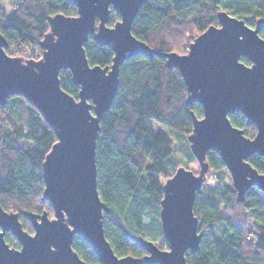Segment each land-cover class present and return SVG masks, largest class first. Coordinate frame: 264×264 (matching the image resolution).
I'll list each match as a JSON object with an SVG mask.
<instances>
[{
  "label": "water",
  "instance_id": "obj_1",
  "mask_svg": "<svg viewBox=\"0 0 264 264\" xmlns=\"http://www.w3.org/2000/svg\"><path fill=\"white\" fill-rule=\"evenodd\" d=\"M148 0H70L77 14L49 17L50 30L40 42L42 56L25 60L6 53L0 33V108L11 96H23L42 114L57 136L43 162V201L52 204L54 217L45 212H25L34 233L23 228L18 213L0 205V264H89L74 250L76 236L87 243L101 264H188L186 253L199 251L203 234L194 213L198 193L208 181L207 154L220 157L232 178L237 199L257 187L264 193V172L249 159H264V18L251 27L224 10L218 26H210L190 44L186 54L161 52L137 39L133 23ZM111 8L121 19L108 26ZM92 37L114 51L111 66H91L84 44ZM165 58L177 69L187 89L186 104H199L203 116L193 111L192 133L187 137L199 164L195 174L184 166L176 169L163 186L161 225L169 249L131 235L146 250L143 258L119 257L107 240L102 201L97 183V139L100 123L118 91L120 68L132 57ZM251 64H245L242 59ZM69 70L80 87L78 99L63 90L60 72ZM241 113L253 138L234 126L230 115ZM10 233L20 243H7Z\"/></svg>",
  "mask_w": 264,
  "mask_h": 264
},
{
  "label": "trees",
  "instance_id": "obj_2",
  "mask_svg": "<svg viewBox=\"0 0 264 264\" xmlns=\"http://www.w3.org/2000/svg\"><path fill=\"white\" fill-rule=\"evenodd\" d=\"M13 8L7 17L0 7V33L5 51L25 60L42 56L40 42L50 30L49 17L74 16L77 7L70 0H10ZM221 10L254 27L264 18V0H148L134 20L133 35L161 52L186 54L190 44L210 26H218ZM121 19L111 8L108 26ZM264 38V29L260 32ZM91 66H111L114 51L92 37L84 44ZM242 61L251 63L243 58ZM115 99L100 123L97 139V183L100 197L109 208L104 213L107 240L119 256L143 258L147 252L131 235L149 236L161 249L168 250L161 225L163 186L174 175L169 170L175 144L164 131H154L160 123L184 141L187 162L195 161L187 137L192 133L191 112L203 116L199 104H186L187 89L177 69L167 66L160 56H136L120 68ZM64 91L78 99L80 87L72 82L69 70L60 72ZM232 124L253 138L256 126H248L241 113L231 114ZM54 129L40 111L23 96H11L0 108V205L18 213L23 228L34 233L25 212L47 213L53 206L43 201L45 188L43 162L56 143ZM210 173L226 169L220 154L209 152ZM249 162L264 172V159L254 155ZM209 179V178H208ZM203 234L199 251L186 253L188 264H264V193L251 188L243 202L237 199L232 184L217 189L212 200L194 205ZM251 216V218L249 216ZM220 233H217V231ZM5 239L11 247L20 243L10 233ZM74 250L89 264H101L90 246L76 236Z\"/></svg>",
  "mask_w": 264,
  "mask_h": 264
},
{
  "label": "rangeland",
  "instance_id": "obj_3",
  "mask_svg": "<svg viewBox=\"0 0 264 264\" xmlns=\"http://www.w3.org/2000/svg\"><path fill=\"white\" fill-rule=\"evenodd\" d=\"M0 7L3 10L4 14L9 17L13 13V8L11 6L10 0H0ZM153 127L154 131H164L165 133L168 134V136L171 138L173 143L175 144V149L170 157V166L168 167L170 171H173L177 166H184L189 170H192L195 174H198L199 172V164L198 162L191 161L187 162V156L184 153V141L183 138H181L179 135L176 133L171 132L167 127L164 125L153 122ZM218 173L211 172L210 170L208 172V181L204 184L203 188L201 189L200 193V198L202 200H212L213 193L217 190L220 189L221 191H224V189L232 184V178L227 169H224ZM249 216V215H248ZM251 218V216H249ZM217 233H220L218 230ZM145 238L150 239L149 236H145Z\"/></svg>",
  "mask_w": 264,
  "mask_h": 264
}]
</instances>
